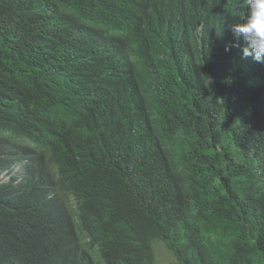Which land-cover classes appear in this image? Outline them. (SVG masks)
<instances>
[{"label": "trees", "instance_id": "1", "mask_svg": "<svg viewBox=\"0 0 264 264\" xmlns=\"http://www.w3.org/2000/svg\"><path fill=\"white\" fill-rule=\"evenodd\" d=\"M246 11L0 0V140L29 159L0 185V264H156L155 241L180 264H264V63L230 30Z\"/></svg>", "mask_w": 264, "mask_h": 264}, {"label": "clouds", "instance_id": "2", "mask_svg": "<svg viewBox=\"0 0 264 264\" xmlns=\"http://www.w3.org/2000/svg\"><path fill=\"white\" fill-rule=\"evenodd\" d=\"M244 2L247 11L242 14L241 22L232 24L230 30L237 40L244 41L242 49L244 58L264 63V0H244ZM68 32L72 34L71 30ZM14 144L11 140H0V158H7L4 163L0 162V166L5 164L4 167H0V185L10 183L19 185L28 172L29 159L16 154L20 146L14 149ZM14 155L16 157H13Z\"/></svg>", "mask_w": 264, "mask_h": 264}, {"label": "rangeland", "instance_id": "3", "mask_svg": "<svg viewBox=\"0 0 264 264\" xmlns=\"http://www.w3.org/2000/svg\"><path fill=\"white\" fill-rule=\"evenodd\" d=\"M154 252L156 264H180L173 252L162 241L154 242ZM95 252L96 259H99L98 253Z\"/></svg>", "mask_w": 264, "mask_h": 264}]
</instances>
